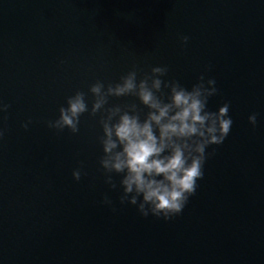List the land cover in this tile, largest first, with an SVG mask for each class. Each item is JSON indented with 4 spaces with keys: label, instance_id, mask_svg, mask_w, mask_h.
Instances as JSON below:
<instances>
[{
    "label": "water",
    "instance_id": "95a60500",
    "mask_svg": "<svg viewBox=\"0 0 264 264\" xmlns=\"http://www.w3.org/2000/svg\"><path fill=\"white\" fill-rule=\"evenodd\" d=\"M133 65L138 79L167 66L162 79L188 89L204 74L218 89L209 110L230 104L228 137L206 150L215 155L196 193L168 221L120 204L119 175L117 189L105 183L100 113L83 114L75 135L46 123L76 91L90 110V86L118 82ZM0 101L9 105L0 113V264H127L264 147V0H0ZM130 103L147 112L132 96L105 107Z\"/></svg>",
    "mask_w": 264,
    "mask_h": 264
},
{
    "label": "clouds",
    "instance_id": "9594fccd",
    "mask_svg": "<svg viewBox=\"0 0 264 264\" xmlns=\"http://www.w3.org/2000/svg\"><path fill=\"white\" fill-rule=\"evenodd\" d=\"M188 40V36L180 37L181 45ZM142 71L133 65L118 82L107 86L99 80L93 83L89 88L93 97L90 110L85 93L76 91L67 97V106L59 108L58 118L46 123L50 129L67 128L75 135L80 131L83 114L95 117L100 113L102 134L97 140L103 152L99 164L105 183L117 189L112 174L119 175L120 204L136 206L143 217L151 214L168 221L180 215L196 193L206 160L215 155V150H206L225 141L233 119L228 102L216 111L208 108L209 99L218 93L215 79H206L202 74L188 89L176 80L162 79L168 73L167 66L152 67L138 79ZM127 96L135 97L147 112L142 116L136 103L105 107L109 97ZM8 107L0 101V113ZM257 115L248 116L253 127ZM30 123L21 126L27 130ZM4 134L5 129L0 128V139ZM82 168L72 171L75 181L81 179ZM102 203L112 205L107 195Z\"/></svg>",
    "mask_w": 264,
    "mask_h": 264
}]
</instances>
